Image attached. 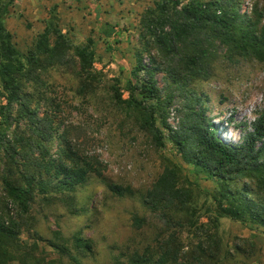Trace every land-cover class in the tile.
<instances>
[{"label":"trees","instance_id":"obj_1","mask_svg":"<svg viewBox=\"0 0 264 264\" xmlns=\"http://www.w3.org/2000/svg\"><path fill=\"white\" fill-rule=\"evenodd\" d=\"M12 2L0 0V100L5 102L0 104V151L5 159L0 264H28V253L21 254L18 235L36 196H69L92 176L103 178L106 167L97 155H84L72 144L69 129L56 132L54 137L52 121L45 119L47 112L43 118L38 117L33 94L26 89L28 83L36 89L46 87L41 74L50 67L75 62L79 84L76 96L92 99L100 83V74L92 66L93 51L89 45L74 47L59 31L52 33L46 28L33 49L22 55L4 24ZM240 5V0H156L146 11L142 38H150L145 45L156 48L158 58H152L149 67L138 56L128 99L115 89L111 102L125 121L137 124L156 147H165L168 137L182 161L192 166L197 181L188 180L178 164L167 159L159 176L142 193L106 183L119 198L138 196L162 224L159 234L143 251L129 255L127 264H225L232 254L223 250L218 236L220 218L264 227V110L251 123L252 130L241 143L228 144L219 138L202 107L203 100L191 88L194 81L210 75L212 61L221 51L229 57L264 62L262 13L254 7L250 14H243ZM51 35L55 36L53 43ZM141 72L144 79H139ZM155 72H161L165 86L174 89L162 95ZM175 90L182 97V106L178 126L172 128L167 114ZM45 97L40 93L35 103L39 105ZM21 122L32 132L27 138L10 132L13 123L17 128ZM54 138L58 149L52 153L49 144ZM199 176L216 183L207 195L212 206L208 207L205 224L192 219V188L198 186ZM7 202L15 207L16 218L9 216ZM131 221L141 228L145 218L133 216ZM189 229L193 231L184 242L182 232ZM76 241L82 243L80 237ZM243 248L237 247L236 251L245 252Z\"/></svg>","mask_w":264,"mask_h":264},{"label":"rangeland","instance_id":"obj_2","mask_svg":"<svg viewBox=\"0 0 264 264\" xmlns=\"http://www.w3.org/2000/svg\"><path fill=\"white\" fill-rule=\"evenodd\" d=\"M155 1L13 0L4 16L5 27L22 55L33 49L38 36L49 28L52 33L59 31L74 47L89 45L94 53L93 69L100 74L98 89L90 100L76 96L79 84L75 62L50 67L46 74H41L46 87L26 85L38 107V117L43 118L47 112L45 119L52 121L54 137L69 129L72 144L84 155H97L106 167L103 178L92 176L69 196H36L18 235L21 254L28 253V264H127L129 255L143 251L159 234L162 224L138 196L119 198L107 189L106 183L142 193L159 176L167 159L176 162L188 180L197 181L192 166L182 161L168 137L165 147H156L137 124L125 121L110 98L116 89L123 99H128L131 72L138 56L149 67L151 59L158 58L156 48L145 45L150 38H142L144 16ZM240 4L243 14H250L255 7L262 13L264 23V0H240ZM110 30L112 34H108ZM50 39L53 43L55 36ZM145 77L143 72L139 73V79ZM154 78L158 87L163 88L162 95L174 89L165 86L161 72H155ZM191 85L225 143H241L252 130L251 123L264 110V62L257 59L233 58L221 51L212 61L210 75ZM40 93L46 97L38 105L35 102ZM174 93L167 114L172 128L178 126V110L182 106L181 95L176 90ZM4 103L0 100V104ZM11 131L25 138L32 134L24 122L17 128L13 123ZM55 139L49 144L52 153L58 149ZM4 166L0 151V209L5 198ZM198 178V186L192 188V219L205 224L208 207L212 206L207 195L216 183ZM7 204L9 216L16 218L15 207ZM133 216L145 218L141 228L132 225ZM192 231L182 232L184 242ZM218 236L223 250L232 254L225 264H264V227L222 217ZM78 237L82 243L76 241ZM237 247H244L245 252L236 251Z\"/></svg>","mask_w":264,"mask_h":264}]
</instances>
